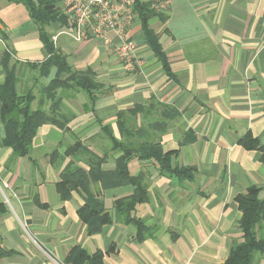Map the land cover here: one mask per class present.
<instances>
[{
    "label": "crops",
    "instance_id": "obj_1",
    "mask_svg": "<svg viewBox=\"0 0 264 264\" xmlns=\"http://www.w3.org/2000/svg\"><path fill=\"white\" fill-rule=\"evenodd\" d=\"M55 3L63 13V0ZM164 16V20L150 16L147 25L157 35L167 67L146 42L136 13L126 29L142 61L140 70L134 71H127L101 40H74L66 33L71 27L67 17L66 23L48 27L70 68L91 69L100 90L92 105L82 90L67 93L62 100L69 119L66 129L49 123L39 127L30 156L21 157L19 165L12 163L17 157L3 151L0 178L8 182L13 214L18 222H26L30 234L22 232L5 204L0 238L10 251L0 264H63L74 245L89 252L101 250L104 264H221L226 259L231 239L241 235L235 196L255 185L264 200L261 150L245 149L238 142L249 133L264 144V0H171ZM5 56L7 65L15 66L18 91L39 90L55 75L52 66L43 80L34 78L38 73L32 68H41L48 54L21 2L0 0V85ZM151 102L178 111L160 143L164 151L176 150L172 164L193 168L194 177L160 175L152 160H129L130 173L144 175L149 196L135 205L134 215L152 233L139 240L133 224L116 221L113 200L134 188L124 184L102 190L112 223L87 235L77 214L82 196L74 191L62 200L55 187L70 157L59 162L51 161L50 155L62 154L78 139L102 153L104 148L91 140L102 126H111L119 137L117 112ZM137 121L144 123L143 116ZM118 154L109 151L103 168L112 169ZM111 244L114 249L106 252ZM255 264H264V255H256Z\"/></svg>",
    "mask_w": 264,
    "mask_h": 264
},
{
    "label": "trees",
    "instance_id": "obj_2",
    "mask_svg": "<svg viewBox=\"0 0 264 264\" xmlns=\"http://www.w3.org/2000/svg\"><path fill=\"white\" fill-rule=\"evenodd\" d=\"M23 3L29 17L38 28L39 39L43 49L48 54L41 68H32L38 76L45 78L50 74L51 67H56L55 75L41 86L35 94L31 88L18 91L16 88L19 78L15 66L7 65L6 56L2 58L5 69L4 82L0 85V120L3 136L0 145L9 148L15 157L30 156L32 140L37 130L43 124H52L63 130L66 129L68 117L62 111L63 97L68 91L82 90L89 104L92 105L100 90V85L94 81L95 74L91 69L85 71L72 70L66 61V56L57 50L48 27L52 23H66V16L56 6L55 0H11ZM134 11L140 20L146 42L167 67L156 33L148 27L147 20L157 15L164 20V13H156L147 3L135 0ZM36 102L33 106L32 103ZM178 111L171 105L151 102L147 106L140 104L131 108L119 110L116 114L117 137L109 125L102 126V134L111 145L109 151L115 154L114 167L103 168L109 151L95 152L81 140L66 146L62 154L53 151V159L70 157L60 173V180L55 183L56 191L62 200L70 198L72 192H78L83 203L77 209L80 221L85 226L87 235L99 233L104 225L112 223V216L104 206L101 192L105 188L131 184L132 192L113 200L116 221L133 224L136 228V238L143 239L151 234L150 227L134 215L137 203L148 201V187L144 175H132L128 169V161L152 160L157 163L160 175H170L180 180H192L194 169L173 165L172 160L176 150L164 151L160 137L166 132L169 123L178 116ZM143 116L144 123H139L137 117ZM157 132V133H154ZM245 149L261 150L260 161L264 164V144L256 137L247 133L238 139ZM77 162V163H75ZM260 189L251 185L244 192L235 196L241 215L238 227L241 235L232 238L226 259L221 264H255L256 255H264V200L259 197ZM8 210L0 196V216ZM114 249L111 244L106 252ZM10 250L2 246L0 238V259L8 255ZM104 252L87 251L80 245L72 246L62 260L63 264H104Z\"/></svg>",
    "mask_w": 264,
    "mask_h": 264
},
{
    "label": "built area",
    "instance_id": "obj_3",
    "mask_svg": "<svg viewBox=\"0 0 264 264\" xmlns=\"http://www.w3.org/2000/svg\"><path fill=\"white\" fill-rule=\"evenodd\" d=\"M140 1L147 3L156 13H165L171 2ZM134 3L135 0H63V14L71 25L66 33L76 41L89 37L99 39L112 47L127 71L140 70L142 61L137 57L136 43L126 35V29L135 16ZM2 196L8 201L4 193Z\"/></svg>",
    "mask_w": 264,
    "mask_h": 264
},
{
    "label": "rangeland",
    "instance_id": "obj_4",
    "mask_svg": "<svg viewBox=\"0 0 264 264\" xmlns=\"http://www.w3.org/2000/svg\"><path fill=\"white\" fill-rule=\"evenodd\" d=\"M34 78H35V80L37 81V82H39V79H42L43 80V78H41V77H39V76H37L36 75V77L34 76ZM40 84V83H39ZM22 87H23V85H22ZM32 90H33V92L35 93V94H37L38 93V89L35 91L34 90V88H31ZM67 93H69V94H75V91H68ZM66 93V94H67ZM91 140H94L99 146H100V148L102 149V148H104V150H103V152L105 151V150H108L109 149V147H110V145H111V143H110V141L107 139V138H105V136L102 134V132L98 135V137L97 136H95V137H93V138H91ZM83 144H85L86 146L88 145V143H84L83 141H81ZM106 148V149H105ZM3 151H8L9 153H11V150L9 149V148H4V147H0V157H1V155H2V153H3ZM42 151H47V148L46 147H44V149L42 150ZM102 152V153H103ZM32 153H33V151H32ZM24 158H21V157H17L16 158V160H13L12 161V163H15L16 165H19V161L18 160H23ZM6 160V156H5V158H3V161H5ZM17 167V166H16ZM5 184H7V185H5ZM8 182L7 181H1V178H0V196H1V199H2V201L8 206V208H9V210L11 211V215L13 216V219H14V221L18 224V226H20V228H21V230H22V232H24V234L26 235V236H28L29 234H30V231H29V228H28V226H27V224H26V222L24 221V220H21V222H18V220H17V218L15 217V215L13 214V212H12V210H11V206L13 205V199L12 198H10V195H9V193H8ZM1 191H2V194L4 193V195L7 197V198H9V201H10V203L8 202V201H6L5 199H4V197L2 196V194H1Z\"/></svg>",
    "mask_w": 264,
    "mask_h": 264
}]
</instances>
